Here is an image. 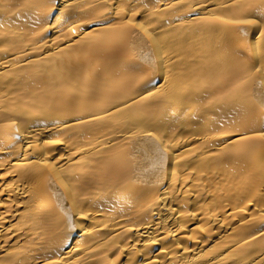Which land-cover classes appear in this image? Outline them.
<instances>
[{
	"label": "bare ground",
	"instance_id": "1",
	"mask_svg": "<svg viewBox=\"0 0 264 264\" xmlns=\"http://www.w3.org/2000/svg\"><path fill=\"white\" fill-rule=\"evenodd\" d=\"M0 264H264V0H0Z\"/></svg>",
	"mask_w": 264,
	"mask_h": 264
}]
</instances>
